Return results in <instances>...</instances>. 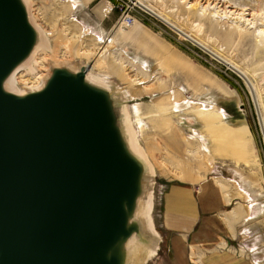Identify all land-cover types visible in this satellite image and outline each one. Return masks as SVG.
Returning <instances> with one entry per match:
<instances>
[{"label": "rangeland", "instance_id": "374dc122", "mask_svg": "<svg viewBox=\"0 0 264 264\" xmlns=\"http://www.w3.org/2000/svg\"><path fill=\"white\" fill-rule=\"evenodd\" d=\"M146 1L156 12L190 33L218 56L233 62L249 78L253 92L247 80L228 64L142 5L132 3L134 0H123V5L129 8L136 24L146 27L155 37L168 42L171 48L180 51L229 86L232 99H217L222 108H217L212 99L201 101L200 97H192L187 91L188 99L179 85L184 81L178 82L176 74L170 75L175 80L172 81L168 72L163 73L154 67L157 61L155 56L140 52L135 43L124 40L128 28L124 32L116 28L117 23L121 24L122 13L116 7L118 0H93L85 6L79 4L83 0H28L32 21L41 31L43 43L35 57L21 68L16 83L26 85L32 76L29 74L34 72L35 77L42 73L38 83L40 85L43 74H48L54 66L66 65L76 69L81 65L88 67L95 62L93 70L89 67L90 72L106 76L115 87L122 90L121 101L127 109L125 111L131 122L129 125L135 142L145 152L154 175L151 216L161 239L157 254L150 259L146 258V264H173L172 253L168 249L171 233L164 227L163 195L174 184L194 186L196 193L198 188L209 182L219 188L223 196L233 195L229 203L225 200L227 205L222 213L224 218L221 215L229 230L226 225L225 229H220L219 233L223 232L218 234V240L227 237L226 232L233 231L235 227H249L250 231L244 229V237L254 231L264 233V214L261 218H254L257 214L251 216V212L256 213V210L253 211L255 203L253 205L251 202L253 195L249 191L251 181L260 193L258 201L264 205V135L255 106L256 100L264 126V0ZM109 6L111 10L107 13L104 10ZM109 38H113L114 43ZM148 39L158 43L149 34L141 36V40L149 42ZM95 40L105 46L104 63L99 66L96 65L97 52L94 56L81 52L83 41L93 48ZM110 53L123 62L116 61V57L113 58ZM38 54L40 57L35 62ZM146 60L148 62L145 63ZM172 63L184 65L178 59H173ZM209 85L213 89V84ZM220 92L226 93L223 89ZM224 109L228 113L227 124L238 126L244 123L247 127V135L240 134L237 143L226 145L220 139V134L203 137L206 132L215 130L218 124L215 115L225 118ZM195 122L202 128V131L199 129L201 133L194 128ZM215 178L220 183L214 181ZM236 181L244 182L249 190L240 189ZM241 195L243 198L239 197ZM243 199L245 203L238 206V202ZM211 233L213 231L208 230L207 234ZM226 239L235 247L236 253L239 254L240 250L242 254L246 252L243 246L239 249V238ZM255 254L257 258L262 255L259 252ZM192 255L200 260L194 249L190 257L192 263L196 264ZM174 260L176 264H184L181 255H175ZM254 260L250 259V262L262 264L260 259L256 262Z\"/></svg>", "mask_w": 264, "mask_h": 264}, {"label": "water", "instance_id": "95a60500", "mask_svg": "<svg viewBox=\"0 0 264 264\" xmlns=\"http://www.w3.org/2000/svg\"><path fill=\"white\" fill-rule=\"evenodd\" d=\"M41 43L27 0H0V264H130L131 238L154 236L137 214L149 169L130 146L121 92L88 80L86 65L7 90Z\"/></svg>", "mask_w": 264, "mask_h": 264}, {"label": "crops", "instance_id": "0c3cea01", "mask_svg": "<svg viewBox=\"0 0 264 264\" xmlns=\"http://www.w3.org/2000/svg\"><path fill=\"white\" fill-rule=\"evenodd\" d=\"M90 1L93 0H83V2L79 4L80 6H85L86 3H89ZM110 10L111 7L109 6L104 11L108 13ZM98 11L99 8H97V12ZM135 22L136 21H134V24L128 28V31L125 32V36L123 37L124 40L126 39L127 42L129 40V43H135L138 46L137 48L140 49V52L150 53L151 55L155 56L157 61L155 62L154 67L157 70H162L163 73L168 72L169 76L176 74V80L178 82L184 81L182 83L180 82L179 85L182 86L185 95L188 91L192 97H200L201 101H208V99H212L217 108H222L218 104V97L232 99L233 94L231 89L220 78H218L216 75L206 72L199 65L193 63L186 55L176 49L171 48V44L158 39L146 27L136 24ZM121 28L127 30V28L122 26H120V28L117 27L119 31H121ZM145 34H149L152 38L156 39L158 43L149 39V42L141 40V36H145ZM110 40L114 43L113 38H109V41ZM173 59H178L180 62L182 61L184 65H174L172 63ZM146 62L148 61L146 60L145 63ZM170 79L175 81L174 78H171V76ZM209 83L213 84V89L210 88ZM219 89H223L226 93H221ZM187 98L189 99L188 96ZM227 115L228 113L226 112L224 119L219 115H215V118L218 121L215 130H213L211 133L206 132L205 135L203 134V137H211V134H220V139L225 141V144L228 145L229 143L233 144L239 142L240 134L247 135V127L244 126V123H241V125L238 126L229 125L226 122L228 118ZM195 124L196 125H194V128H196V130L201 133L199 129L202 131V128H199L196 122ZM240 144H243V141H240ZM240 147H242V145H240ZM249 182L250 190L247 188L248 185H245L244 182L241 183V181H236L235 183L238 186H241L240 189L246 188L245 190H249L253 195L250 200L253 205L255 203L253 206V211L255 212L256 210V213L251 212V216L254 217L255 214H257V216L254 218L259 216L261 218V216L264 214V205L261 201H258L259 198L257 199L260 193H258V189L255 186L256 184L254 183V185L251 181ZM227 197V194L223 196L221 190L217 187H213L209 182L208 185L206 183L203 187L198 188L196 193L194 192V186L183 184H174L166 193H164V227L165 229L167 228L171 233V237H169L168 249L172 253L171 258L173 264H176L174 260L175 255L183 256L184 264H193L190 257L191 251L193 249L196 253V257L200 258L199 264H252L250 259H255V262L260 259L262 264H264L263 232H250L248 236L244 237V229L250 231L249 227L247 226H244L241 229L237 227L234 229L232 228L233 231L231 230L230 232L225 231L227 237L230 238V240H237L239 238L237 242L239 249L241 246L246 249V252L243 254L241 250L239 254L236 253V250H234L235 247H232L233 245H231L230 241L226 239V236L220 237L221 240H218V234L223 232L221 231V233H219V230L225 229L226 225L221 218V215L224 218L222 213L227 205L225 200H227L228 203L232 200L231 199L229 201V198ZM239 197L243 198L242 195ZM240 203H245L244 199L238 202V206ZM197 226L200 227L196 232L198 228ZM226 227L229 230V226L226 225ZM208 230H212L213 233L207 234ZM192 232H195V234ZM256 252H259L262 255L257 258L255 257Z\"/></svg>", "mask_w": 264, "mask_h": 264}, {"label": "bare ground", "instance_id": "6f19581e", "mask_svg": "<svg viewBox=\"0 0 264 264\" xmlns=\"http://www.w3.org/2000/svg\"><path fill=\"white\" fill-rule=\"evenodd\" d=\"M28 1V0H27ZM130 1V0H129ZM135 2H132L134 4H136L138 6V4L142 5L144 8H146L147 10H150L151 12H153L155 15H157L158 18H160L162 21L166 22L167 24H170L171 27H173L174 29H176L177 31H179L182 35H184L185 37L189 38H193L195 39L194 37H192V35L190 33H187L185 32L181 27L173 24L171 21L167 20L163 14L159 13V12H156L155 9L150 5V3H148L146 0H134ZM28 3V2H27ZM30 3V2H29ZM138 3V4H137ZM135 21V20H134ZM34 23V22H33ZM134 24V22L129 25L128 27H126V25L121 21V24L120 22L117 23V27L120 28V26L124 27V28H129L130 26H132ZM36 26V25H35ZM116 27V28H117ZM36 28L39 30V28L36 26ZM121 32H124L125 29L121 28L120 29ZM40 34H41V39L43 40V37H42V33L41 31L39 30ZM76 35V34H75ZM77 37V36H76ZM46 39V38H45ZM197 39V38H196ZM195 41H198L196 40ZM94 41V40H93ZM111 41V40H110ZM112 42V41H111ZM199 42V41H198ZM87 43V42H86ZM95 44L92 45L93 48H90L91 47V44H84V41H83V44H82V48H81V52L84 53L85 55H88V54H92L93 56L96 54V52L99 54L98 55V58L96 60V65L99 66L101 65L102 63H104V58H103V54L105 53V46L101 45L98 41L95 40L94 42ZM113 43V42H112ZM201 44H203L202 42H200ZM42 43L39 45H36V47L34 48L33 52L31 53V55L28 57V59L26 61H24L13 73L12 75H10V77L6 80L5 82V87L7 88V90L9 91H12V92H15V93H18V94H23L25 91L23 88H31L33 90H36V89H40L42 86H43V81H44V78L47 74H43V78L41 80V84L38 85L39 81H40V78L42 77V73L41 74H38L37 77H35L34 72H31L29 75H32L30 76L29 78V82L28 83H25L26 85H23V86H20L19 84L16 83V78L19 76H17V74L19 73V71L21 70V68L23 66H25L27 63H29L32 58L35 57V55L38 53V51L40 50ZM94 45H96L94 47ZM110 45V44H109ZM205 46V44H203ZM206 47V46H205ZM67 48V47H66ZM64 54H66V50L63 51ZM110 56H112L113 58H115L116 56L113 54V53H110ZM40 57V54L37 55L36 59H35V62H37V59ZM116 61H119V62H123V61H120V59L118 57H116ZM118 62V63H119ZM228 63L232 66H234L235 68H237V66L234 65V63L232 64L231 61ZM94 66H95V62L91 65L87 67V79L96 83V84H99L101 86H104L105 88H108V89H111L113 88L114 86L112 85V82L108 80V78H105L106 76H100V75H96V74H93L92 72H90V68L93 70L94 69ZM239 72H241L243 75H246L241 69L237 68ZM22 72V71H21ZM20 74V73H19ZM35 77L34 80H30L31 78ZM249 79V78H248ZM118 90L117 92L118 93H122V90L117 87ZM127 109L126 107H124V110H123V113L125 115V125L127 127V132L130 136V139H129V143H130V146L132 148V150L138 154L140 157L144 158L148 164V169H149V172L146 176V180H147V184H146V187H147V194H145L144 198L143 199H139V204H138V213L140 217H142L143 219L146 220L147 222V227H148V230L150 232H152L154 238L152 239L151 242L148 243V245H144L142 242H140L139 239H137L136 237H132L130 242L132 243L133 245V254H132V259L130 261V264H142L141 260H142V251L143 249L145 248L146 250V254H147V258L150 259L151 257H154L158 250H159V238H158V233L156 232L155 228H154V223L152 222V216H151V212H152V202H153V187H154V175H153V169H152V165L151 163L148 161V159L146 158L145 156V152L143 153L142 151V148L135 142V139H134V135H133V132L131 130V127L129 125V122H130V119H128V115H127ZM131 124V122H130ZM207 170V169H206ZM216 180L214 181H218L217 178H215ZM220 181V180H219ZM218 181V182H219ZM220 183V182H219ZM223 185V183H222ZM227 187V185H225ZM224 188V187H223ZM226 190V189H225ZM227 196L229 197V201L231 200L232 198V195L230 194H227ZM237 212V211H235ZM248 214V213H247ZM236 219V216L234 217ZM192 258H194V262L196 264H199L200 260H197L193 255H192ZM144 259V258H143ZM144 261V260H143Z\"/></svg>", "mask_w": 264, "mask_h": 264}, {"label": "built area", "instance_id": "2783aa9c", "mask_svg": "<svg viewBox=\"0 0 264 264\" xmlns=\"http://www.w3.org/2000/svg\"><path fill=\"white\" fill-rule=\"evenodd\" d=\"M118 1H119V3L117 4L116 7L120 8L122 10L121 21L126 25V27H128L129 25H131L134 22V17L130 13L129 8L124 7L123 0H118Z\"/></svg>", "mask_w": 264, "mask_h": 264}]
</instances>
